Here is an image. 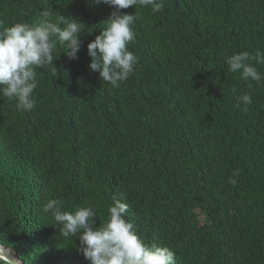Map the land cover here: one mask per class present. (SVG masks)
I'll return each mask as SVG.
<instances>
[{"label": "trees", "instance_id": "1", "mask_svg": "<svg viewBox=\"0 0 264 264\" xmlns=\"http://www.w3.org/2000/svg\"><path fill=\"white\" fill-rule=\"evenodd\" d=\"M112 11L92 0H0L5 26L36 25L46 12L83 25L78 59L58 46L56 76L37 70L30 112L0 96V243L21 264H90L42 207L94 206L98 227L115 198L176 264H264V83L249 89L225 64L264 53V0L122 9L138 16L129 45L138 63L119 88L88 69L87 45ZM245 92L247 112L235 107Z\"/></svg>", "mask_w": 264, "mask_h": 264}, {"label": "clouds", "instance_id": "2", "mask_svg": "<svg viewBox=\"0 0 264 264\" xmlns=\"http://www.w3.org/2000/svg\"><path fill=\"white\" fill-rule=\"evenodd\" d=\"M94 5H107L113 9L103 22L99 35L87 45L90 57L88 69L98 73L99 79L119 88L127 81L138 63L137 56L129 50L134 43L135 14H122L129 7L150 8L152 14L162 12L165 0H92ZM55 16V19L50 17ZM83 25L74 19H65L51 12L44 13V19L36 25L17 22L5 26L0 21V96L15 101V110L30 112L35 102L33 92L37 88V70L51 69L56 76L52 62L58 46L66 48V56L78 59L81 47L80 37ZM264 65V53L254 55L248 51L234 53L225 57V64L231 73H239L240 79L251 89L254 84L264 83V74L252 63ZM235 93L236 89L233 88ZM235 107L243 112L253 103L250 93L236 97ZM243 106V107H242ZM233 172L228 183L236 186ZM44 213L53 220L63 238L76 237L79 251L90 264H176V255L169 247L149 245L134 230V224L125 218L128 205L119 199L107 208L106 220L94 227L97 210L94 206L80 207L74 212L65 210L56 199L48 200L42 207ZM0 261L4 264H21L11 254V249L0 243Z\"/></svg>", "mask_w": 264, "mask_h": 264}, {"label": "water", "instance_id": "3", "mask_svg": "<svg viewBox=\"0 0 264 264\" xmlns=\"http://www.w3.org/2000/svg\"><path fill=\"white\" fill-rule=\"evenodd\" d=\"M3 264H4V262L3 261H1Z\"/></svg>", "mask_w": 264, "mask_h": 264}, {"label": "rangeland", "instance_id": "4", "mask_svg": "<svg viewBox=\"0 0 264 264\" xmlns=\"http://www.w3.org/2000/svg\"><path fill=\"white\" fill-rule=\"evenodd\" d=\"M12 254V253H11ZM13 255V254H12Z\"/></svg>", "mask_w": 264, "mask_h": 264}]
</instances>
